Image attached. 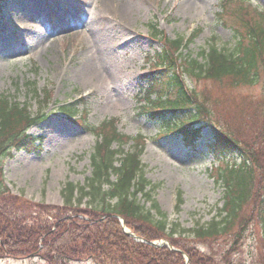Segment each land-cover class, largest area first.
Masks as SVG:
<instances>
[{
    "label": "trees",
    "instance_id": "trees-1",
    "mask_svg": "<svg viewBox=\"0 0 264 264\" xmlns=\"http://www.w3.org/2000/svg\"><path fill=\"white\" fill-rule=\"evenodd\" d=\"M5 3L0 0V9ZM223 3L222 13L230 15L234 42L224 48L213 39L199 52L201 61L182 55L181 37L171 40L149 24L151 37L161 48L147 59L157 66L144 76L146 86L140 90L141 97L138 95V114L160 122L159 135L179 133L185 147H193L202 136L199 125L225 121L219 122L223 132L216 128L206 145L220 163L214 170L224 187L218 212L194 228L169 224L139 160L140 136L119 133L112 121L102 123L97 132L100 142L90 158V177L84 185L65 183L61 206L12 194L3 182V163L12 157V151L40 152L43 138L30 130L47 118L43 106L47 99L32 112L28 102L0 95V258L37 256L48 264L87 260L97 264H184L180 252L148 243L158 239L185 252L189 264H246L242 254L250 229L247 220L253 218V230L260 237L249 264H264V14L255 10L254 14L244 13L248 8L243 0ZM194 80L243 90L262 84V92L258 98L240 97L233 110L219 112V120L213 112L219 105L205 99V90L189 86L188 81ZM79 107L70 103L58 110L68 118L81 114L84 118L88 112L79 113ZM131 140L133 144L125 149ZM17 214L26 221L17 220ZM120 218L125 228L145 242L127 234Z\"/></svg>",
    "mask_w": 264,
    "mask_h": 264
},
{
    "label": "rangeland",
    "instance_id": "rangeland-1",
    "mask_svg": "<svg viewBox=\"0 0 264 264\" xmlns=\"http://www.w3.org/2000/svg\"><path fill=\"white\" fill-rule=\"evenodd\" d=\"M51 1L38 6L36 16H27L26 9L36 12L35 3L7 0L5 14L0 17V27L6 30L23 28L15 31L24 44L5 49L0 38V95L28 102L32 112L38 111L42 107L40 101L44 103L47 99L43 106L49 114L45 122L30 130L43 137L41 152H13L3 163V178L11 193L22 194L27 201L61 206L64 184L84 185L91 175L90 157L97 139L81 125L86 121L97 128L104 120L119 118L120 132L140 136L145 143L141 153L145 176L154 184V199L169 224L191 228L210 221L223 203V187L214 173L220 164L211 162L205 149L214 135L213 129H203L194 149H185L179 135L160 138V122H150L136 114V96L137 78L148 70L150 63L146 60L159 47L150 45L149 24L156 22L169 39H187L192 32L200 31L182 53L201 61L199 52L212 39L224 48L234 42L230 15H219L222 0H60L62 6L58 9ZM243 2L244 6L249 4L248 10L264 7V0ZM222 20L228 22L224 24ZM188 84L200 92L205 90V99L219 105V110L213 109L219 120V112L233 110L240 97L258 98L262 92V84L252 90L207 81L194 80ZM80 96L84 99L81 109L87 110L88 115L80 121H70L57 107ZM219 122L225 124L222 120L213 122V126L223 132ZM178 192L182 203L176 210ZM17 216V220L26 221L25 217ZM253 221L247 220L250 229L242 254L246 264L250 263L252 252H257L254 243L260 237L253 230ZM152 242L154 247L175 248L165 240ZM186 261L189 262L188 256ZM0 264L48 263L36 256L3 257ZM68 264L97 263L87 260Z\"/></svg>",
    "mask_w": 264,
    "mask_h": 264
},
{
    "label": "bare ground",
    "instance_id": "bare-ground-1",
    "mask_svg": "<svg viewBox=\"0 0 264 264\" xmlns=\"http://www.w3.org/2000/svg\"><path fill=\"white\" fill-rule=\"evenodd\" d=\"M45 1H47V0H35V1L30 0L31 3L36 4V5H34L35 7L33 8V9H35L36 12L32 13L31 11L26 9V15L27 16H32V15L36 16L37 14H39V13H37L39 10L38 6L44 5ZM68 1H70V0H68ZM59 4H60V2L55 1L56 6ZM27 16H25V17H27ZM22 29H23L22 27H19V28L16 27L14 30L13 29L4 30L3 28L0 27V32H3L2 37H3V42L5 43L6 48L11 49V48L15 47L16 43L12 40V36H13L15 30H22Z\"/></svg>",
    "mask_w": 264,
    "mask_h": 264
},
{
    "label": "water",
    "instance_id": "water-1",
    "mask_svg": "<svg viewBox=\"0 0 264 264\" xmlns=\"http://www.w3.org/2000/svg\"><path fill=\"white\" fill-rule=\"evenodd\" d=\"M149 244H151V245H155V243H153V242H149Z\"/></svg>",
    "mask_w": 264,
    "mask_h": 264
}]
</instances>
